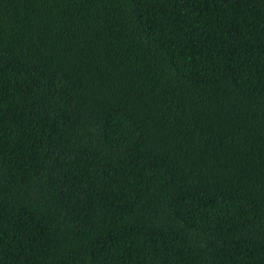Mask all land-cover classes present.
<instances>
[{"label":"trees","instance_id":"trees-1","mask_svg":"<svg viewBox=\"0 0 264 264\" xmlns=\"http://www.w3.org/2000/svg\"><path fill=\"white\" fill-rule=\"evenodd\" d=\"M0 264H264V0H0Z\"/></svg>","mask_w":264,"mask_h":264}]
</instances>
